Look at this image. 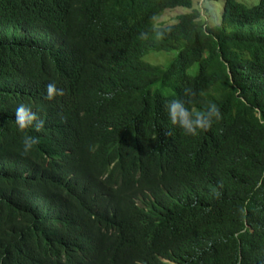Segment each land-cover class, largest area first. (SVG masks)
<instances>
[{
    "label": "trees",
    "instance_id": "1",
    "mask_svg": "<svg viewBox=\"0 0 264 264\" xmlns=\"http://www.w3.org/2000/svg\"><path fill=\"white\" fill-rule=\"evenodd\" d=\"M202 2L0 0V264H264V0ZM174 98L221 119L185 136Z\"/></svg>",
    "mask_w": 264,
    "mask_h": 264
},
{
    "label": "clouds",
    "instance_id": "2",
    "mask_svg": "<svg viewBox=\"0 0 264 264\" xmlns=\"http://www.w3.org/2000/svg\"><path fill=\"white\" fill-rule=\"evenodd\" d=\"M162 35L160 31H155L157 40L162 39ZM140 38H145L143 32L140 33ZM45 93L44 99L52 101L54 98L62 96L63 90L57 88L55 83H48L45 86ZM187 94L189 96L194 95L190 91ZM199 95L203 94L200 93ZM165 110L170 124L180 129L185 136L196 137L201 132H207L214 122L221 119V111L216 103H208L204 108L198 109L191 99L186 103L183 99L174 98L165 104ZM14 116L16 131L22 134L21 155L29 154L40 143V137L30 134V130L39 133L44 126V121L37 116L29 105L22 102L17 104ZM256 186L260 187V184L258 183Z\"/></svg>",
    "mask_w": 264,
    "mask_h": 264
},
{
    "label": "rangeland",
    "instance_id": "3",
    "mask_svg": "<svg viewBox=\"0 0 264 264\" xmlns=\"http://www.w3.org/2000/svg\"><path fill=\"white\" fill-rule=\"evenodd\" d=\"M244 1V0H241ZM248 1V0H246ZM206 6V8L210 9L212 13L214 14L213 19L216 17V9L218 8L216 4H206L203 3L202 0H193V6L195 8L199 6ZM188 11L183 8H175L173 10H166L165 13H163L159 18L156 19V23L163 24V25H169L174 22V19L176 16L187 13ZM176 56V52H169V53H153L150 54L145 61L153 64L158 65L161 67H166L170 61H172Z\"/></svg>",
    "mask_w": 264,
    "mask_h": 264
}]
</instances>
